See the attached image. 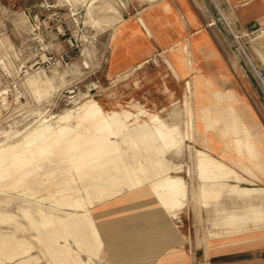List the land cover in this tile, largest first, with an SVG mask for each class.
Masks as SVG:
<instances>
[{
  "label": "rangeland",
  "instance_id": "374dc122",
  "mask_svg": "<svg viewBox=\"0 0 264 264\" xmlns=\"http://www.w3.org/2000/svg\"><path fill=\"white\" fill-rule=\"evenodd\" d=\"M148 1L0 0V264H112L140 248L201 256L214 232L234 223L245 234L264 220V205L230 201L264 193V86L213 2L248 73L244 102L196 98L189 81L144 82L141 70L109 72L119 25ZM228 103L248 107L259 162L225 131ZM140 124L167 139L130 138ZM169 178L182 184L180 203L164 194ZM214 185L224 186L206 195Z\"/></svg>",
  "mask_w": 264,
  "mask_h": 264
},
{
  "label": "crops",
  "instance_id": "0c3cea01",
  "mask_svg": "<svg viewBox=\"0 0 264 264\" xmlns=\"http://www.w3.org/2000/svg\"><path fill=\"white\" fill-rule=\"evenodd\" d=\"M212 2L230 32L234 33V37L239 36L242 51L250 65L252 62L264 75V0H149L119 25L110 54L109 72L123 76L141 70L146 77L144 82L153 81L162 85L169 80L189 81L194 83L196 98L203 99L215 94L220 98L233 99L234 103L244 102L250 86L248 73ZM242 37L246 39V45L242 44ZM155 52H161L160 69L142 72L143 66L148 63L146 60ZM204 85L210 94H204ZM228 105L235 116L226 122L225 131L236 134L233 142L239 151L245 150V146L249 159L259 162L258 151L250 139L249 126L242 118L244 113H250L248 107L238 105L235 109L232 103ZM225 110L228 112V109ZM203 113L208 127L215 119L209 111ZM134 130L137 132L131 133L130 138H137L147 146L168 137H161V131L146 124H140L131 131ZM222 154L228 158L225 150ZM223 186L214 185L207 188L205 193L217 195ZM230 191L234 192L231 188ZM261 192V197L255 199L240 192L239 198L232 197L230 201L243 204L249 212L258 211L264 205V193ZM233 225L231 223V229L223 232H214V237L209 238L210 245L201 251V256L193 255L185 248H140L127 254L131 257L130 261L113 260L112 264H264V232H259L264 229V220L260 226L258 222L245 226L260 228L257 229L259 231L253 229L245 234H235ZM170 236L165 235L157 240L170 241ZM104 237L105 242L126 241L119 234H105ZM187 240L186 235L177 237L181 243Z\"/></svg>",
  "mask_w": 264,
  "mask_h": 264
},
{
  "label": "bare ground",
  "instance_id": "6f19581e",
  "mask_svg": "<svg viewBox=\"0 0 264 264\" xmlns=\"http://www.w3.org/2000/svg\"><path fill=\"white\" fill-rule=\"evenodd\" d=\"M236 33V32H235ZM234 34V33H233ZM237 34V33H236ZM238 35V34H237ZM236 36V35H235ZM239 37V36H238ZM242 46V45H241ZM242 48V47H241ZM248 58V57H247ZM250 59V58H249ZM204 157V156H203ZM207 161V160H205ZM208 163H210L209 161H207ZM213 164V163H212ZM218 165V164H217ZM216 165V166H217ZM220 166L218 165V168ZM216 168V167H215ZM222 168V167H220ZM225 168V167H224ZM224 170V169H223ZM226 170V169H225ZM227 171V170H226ZM225 171V172H226ZM206 172V171H205ZM224 171H220V169H217V170H214V175L216 177H221L222 175H224L225 173ZM212 173V172H211ZM180 178V177H179ZM181 179V178H180ZM164 183V187L166 188V191L164 194H166V198L169 200V201H173V202H182L180 196L182 195V184L181 182L178 180V179H173V178H169L167 179ZM218 190V189H217ZM163 198V197H162ZM173 204V203H172ZM177 205V204H176ZM174 217V216H173ZM264 219V217H263ZM248 220V219H247ZM246 221V219H245ZM237 223V222H236ZM246 226V225H245ZM237 228V227H236ZM259 228V227H258ZM244 231H251L253 230V227H245L243 228ZM233 231V230H232ZM236 232H239L236 230ZM224 235V234H223ZM18 242V241H17ZM37 256V255H36ZM89 257V256H88ZM89 263V262H88Z\"/></svg>",
  "mask_w": 264,
  "mask_h": 264
},
{
  "label": "built area",
  "instance_id": "2783aa9c",
  "mask_svg": "<svg viewBox=\"0 0 264 264\" xmlns=\"http://www.w3.org/2000/svg\"><path fill=\"white\" fill-rule=\"evenodd\" d=\"M235 38H236L237 42L239 43L240 47H242L238 37L235 36ZM146 62H148V63H150V64H152L154 66H160L161 52H155V53L151 54L149 56V58L146 60Z\"/></svg>",
  "mask_w": 264,
  "mask_h": 264
},
{
  "label": "water",
  "instance_id": "95a60500",
  "mask_svg": "<svg viewBox=\"0 0 264 264\" xmlns=\"http://www.w3.org/2000/svg\"><path fill=\"white\" fill-rule=\"evenodd\" d=\"M251 64H252L253 68L255 69L256 73L258 74V76H259V78H260V80H261V82H262V84L264 86V75L258 69L255 68V66H254V64L252 62H251Z\"/></svg>",
  "mask_w": 264,
  "mask_h": 264
}]
</instances>
